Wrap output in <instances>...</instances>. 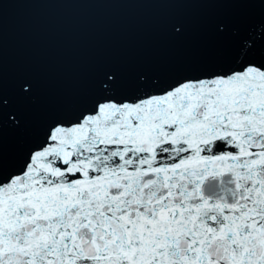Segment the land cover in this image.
Wrapping results in <instances>:
<instances>
[{"label": "snow or ice", "instance_id": "1", "mask_svg": "<svg viewBox=\"0 0 264 264\" xmlns=\"http://www.w3.org/2000/svg\"><path fill=\"white\" fill-rule=\"evenodd\" d=\"M215 31L220 66L162 84L101 65L39 125L31 80L0 78V264H264V14Z\"/></svg>", "mask_w": 264, "mask_h": 264}, {"label": "water", "instance_id": "2", "mask_svg": "<svg viewBox=\"0 0 264 264\" xmlns=\"http://www.w3.org/2000/svg\"><path fill=\"white\" fill-rule=\"evenodd\" d=\"M264 14L246 3H152L139 0H9L0 19V78L11 94L27 76L33 98L21 116L39 125L86 97L96 69L115 65L167 84L223 62L230 37L215 24L241 28ZM173 22L182 25L174 32ZM17 134L4 130V148Z\"/></svg>", "mask_w": 264, "mask_h": 264}]
</instances>
